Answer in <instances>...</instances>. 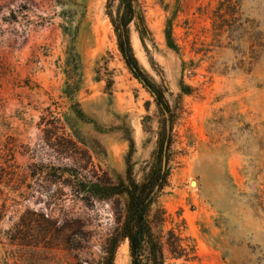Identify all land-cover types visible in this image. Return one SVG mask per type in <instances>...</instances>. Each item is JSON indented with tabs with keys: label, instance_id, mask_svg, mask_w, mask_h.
I'll return each instance as SVG.
<instances>
[{
	"label": "rangeland",
	"instance_id": "obj_1",
	"mask_svg": "<svg viewBox=\"0 0 264 264\" xmlns=\"http://www.w3.org/2000/svg\"><path fill=\"white\" fill-rule=\"evenodd\" d=\"M124 12L0 0V264H102L133 182L156 194L164 264H264V0H131L154 88Z\"/></svg>",
	"mask_w": 264,
	"mask_h": 264
},
{
	"label": "trees",
	"instance_id": "obj_2",
	"mask_svg": "<svg viewBox=\"0 0 264 264\" xmlns=\"http://www.w3.org/2000/svg\"><path fill=\"white\" fill-rule=\"evenodd\" d=\"M125 8V12L120 16L118 22H115L116 31L118 34V41L122 52L129 64L134 75L145 85L154 88L147 75L143 72L142 67L136 58L128 30V12L131 5V0H120ZM164 100V99H163ZM157 103L161 106L163 104L162 98L158 97ZM74 176L73 173H71ZM163 180V177L161 178ZM2 179H0L1 184ZM83 183L84 190L88 195L103 197L108 192L114 193L111 186L102 188L99 182L87 181ZM161 182V181H160ZM105 192V193H104ZM129 195V206L125 224L113 236H110L104 244L102 250V264H114L117 249L123 239H129L130 252L132 256V264H164L163 249L159 241L155 240L152 234L148 212L150 206L155 200V193L153 189L147 186L133 182L127 187ZM109 193V195H110ZM50 221V218H49ZM79 246V245H78ZM79 248V247H78Z\"/></svg>",
	"mask_w": 264,
	"mask_h": 264
},
{
	"label": "bare ground",
	"instance_id": "obj_3",
	"mask_svg": "<svg viewBox=\"0 0 264 264\" xmlns=\"http://www.w3.org/2000/svg\"><path fill=\"white\" fill-rule=\"evenodd\" d=\"M193 183V182H192Z\"/></svg>",
	"mask_w": 264,
	"mask_h": 264
}]
</instances>
